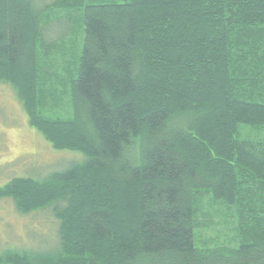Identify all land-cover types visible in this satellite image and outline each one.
Instances as JSON below:
<instances>
[{
    "label": "trees",
    "instance_id": "obj_1",
    "mask_svg": "<svg viewBox=\"0 0 264 264\" xmlns=\"http://www.w3.org/2000/svg\"><path fill=\"white\" fill-rule=\"evenodd\" d=\"M43 1L0 0V82L82 158L0 186L58 223L0 264H264V0ZM209 203L236 244L198 243Z\"/></svg>",
    "mask_w": 264,
    "mask_h": 264
},
{
    "label": "rangeland",
    "instance_id": "obj_2",
    "mask_svg": "<svg viewBox=\"0 0 264 264\" xmlns=\"http://www.w3.org/2000/svg\"><path fill=\"white\" fill-rule=\"evenodd\" d=\"M50 1L44 0L43 3ZM54 11H57L55 16L64 12L60 8ZM64 45L67 48L65 60L73 61L70 44L65 42ZM50 64L51 61L45 62L46 67ZM57 72L64 75L59 68ZM56 97L55 113L68 116L70 106L67 92H59ZM250 135L264 137V131H251ZM81 158L79 153L54 149L35 128L30 127L14 89L0 82V186L16 176L42 178ZM204 211L211 212L213 220L209 228L197 230L198 243L203 245L209 242L210 246L236 244L235 219L223 217L225 209L212 203L206 205ZM57 226L50 209L19 214L11 199H0V251L8 248L49 249L55 245Z\"/></svg>",
    "mask_w": 264,
    "mask_h": 264
}]
</instances>
